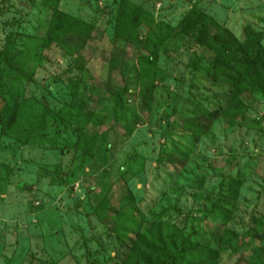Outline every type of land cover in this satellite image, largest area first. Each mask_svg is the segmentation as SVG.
<instances>
[{
	"label": "rangeland",
	"instance_id": "374dc122",
	"mask_svg": "<svg viewBox=\"0 0 264 264\" xmlns=\"http://www.w3.org/2000/svg\"><path fill=\"white\" fill-rule=\"evenodd\" d=\"M33 1L40 0H0V51L6 49L8 38L22 46L35 37L41 17L32 8ZM132 1L172 26L197 5L237 37L243 38L244 25L264 34V0ZM119 2L60 0L72 24L91 25L95 36L82 49L75 44H70V52L56 44L46 49L28 95L59 111L73 103L74 92L87 101L94 87V111L110 115L97 125L89 124L86 131H112L97 155L89 148L82 150L83 139L77 145L82 134L70 125L63 127L56 147L0 134V264H122L133 236L128 243L121 241L112 230L113 216L132 205L143 226L151 225L154 214L170 209L163 221L198 240L224 229L264 236V224L253 221L254 215L264 219V98L242 95L246 125L227 128L222 115L200 139L184 132L178 119L196 112L197 105L221 111L229 99V85L210 86L192 65L197 56L212 59L211 51L179 36L169 40L160 54L155 104L148 115L138 95L145 81H140L138 58L131 47L126 66L107 81L109 60L116 51ZM0 68L6 71L1 60ZM123 90L127 91L123 107L112 113L115 99L110 95ZM85 106L89 108L90 102ZM173 120L177 129L169 134ZM171 136L191 148L182 168L169 158ZM239 176L244 177L243 184L229 206V221L206 218L205 209ZM102 201L107 203V216L97 210ZM249 250L220 252L217 264H245L242 255Z\"/></svg>",
	"mask_w": 264,
	"mask_h": 264
},
{
	"label": "trees",
	"instance_id": "16d2710c",
	"mask_svg": "<svg viewBox=\"0 0 264 264\" xmlns=\"http://www.w3.org/2000/svg\"><path fill=\"white\" fill-rule=\"evenodd\" d=\"M32 8L41 17L35 37L28 38L22 46L8 38L6 49L0 51V60L6 68V71L0 68V134L38 146L56 147L63 127L70 125L82 134L77 145L83 139L82 150L89 148L97 155L104 151L112 129L91 134L86 131L89 124L97 125L102 117L108 119L110 115H106L105 111H94V87L89 89L87 101L74 92L73 103L59 111L53 110L46 100L40 103L28 95L36 68L43 61L44 51L53 44L68 52L71 51L70 44L82 49L95 36L92 34L93 27L89 24H72V19L61 10L60 0L33 1ZM243 34V38L237 37L224 24L197 8V5L177 26H172L165 21H158L150 11L132 0H120L113 39L116 51L109 60L107 81L111 82L114 71L126 66L125 55L128 47H131L138 58L140 81H145L138 95L142 108L149 115L155 104L158 62L165 44L175 37H190L213 55L210 60L197 56L192 65L194 70L204 74L210 86L218 82L229 85V99L221 111H210L197 105L196 112L178 119L179 127L195 139H200L222 115L226 119L227 128L246 125L248 121L243 117L245 103L242 95L259 94L264 98V34L249 25H244ZM120 43L123 44L122 50L119 49ZM124 92L127 91L112 92L110 95L115 99L112 113L118 107H123L121 103ZM86 102L87 105L90 102L89 108H86ZM176 129V121H170L168 133L172 134ZM170 140L172 152L176 156L171 153L169 158L182 168L189 160L188 150L191 148L175 141L172 136ZM243 179V176L231 179L223 196H219L205 209L204 216L226 224L231 217L229 206L238 198ZM107 209L105 201L97 208L105 216L108 214ZM137 211L138 208L132 205L128 210H119L113 216L115 226L112 230L116 236L124 243H128L133 236V243L122 264H217L220 252H236L240 248H250L247 256L242 255L245 264H264V236L261 233L240 235L224 229L221 234L210 235L206 232V239L198 240L186 235L179 226L163 221L170 209L154 214L149 226H143L142 222L137 221ZM253 221L258 222L259 226L264 224V219L257 215L253 216Z\"/></svg>",
	"mask_w": 264,
	"mask_h": 264
}]
</instances>
